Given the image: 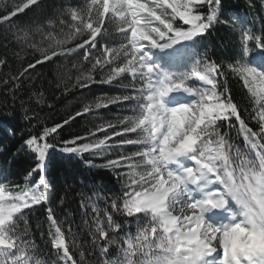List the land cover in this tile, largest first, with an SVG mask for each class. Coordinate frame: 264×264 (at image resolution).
Listing matches in <instances>:
<instances>
[{"label": "snow or ice", "instance_id": "obj_1", "mask_svg": "<svg viewBox=\"0 0 264 264\" xmlns=\"http://www.w3.org/2000/svg\"><path fill=\"white\" fill-rule=\"evenodd\" d=\"M50 8L55 19L48 16ZM222 8L223 0H86L83 7L55 8L46 0H19L0 11V27L7 25L4 39L19 47L17 60L28 50L33 57L0 78L13 95L43 75L38 66L56 71L73 56L88 67L81 71L72 63L77 74L74 80L69 76L62 94L97 83L121 89L83 103L24 141L36 159L24 184L0 179V264H57L43 258L25 211L44 202L47 236L58 261L85 264L84 252L74 251L75 239L69 241L71 226L65 228L67 221L57 216L59 205L51 206L46 173L58 147L64 154L90 153L104 160L102 167L119 170L120 193L106 197L103 209L93 205L91 221H85L97 250L95 264H264V26L242 31L225 66L198 47L215 25L228 24ZM27 12L37 19L16 24L14 18ZM112 28L118 44L98 40ZM7 64L0 58V67ZM227 75L248 94L255 129L221 82ZM33 95L39 102L41 94ZM112 105L130 115L57 143L77 117ZM117 216L134 218L135 232L124 231L128 220L122 224Z\"/></svg>", "mask_w": 264, "mask_h": 264}, {"label": "trees", "instance_id": "obj_2", "mask_svg": "<svg viewBox=\"0 0 264 264\" xmlns=\"http://www.w3.org/2000/svg\"><path fill=\"white\" fill-rule=\"evenodd\" d=\"M19 0H0V11L5 7H11ZM53 8L65 4L75 6H85L86 0H46ZM90 2V0H88ZM48 16L56 18V13L52 8L48 10ZM222 19L227 20L228 24H217L210 32L205 35L198 45L201 52L207 51L208 56L224 64L225 66L233 58L235 51L240 46V37L244 29L258 32L261 26H264V0H223L221 12ZM37 19L34 12L20 14L14 18L16 24L20 26L30 25ZM41 21L44 17L40 18ZM7 25L0 27V58H6L7 66L0 67V78H5L10 73L17 72L21 63L26 64L31 60L32 52L28 50L27 55L21 52L23 61H18L14 55L19 51L18 45L9 39H4V29ZM39 37L37 36V39ZM102 39V43L115 45L119 43L120 36L114 28L110 34ZM100 45H98L99 47ZM80 64V70H86L87 63L81 62L79 56H73L64 61V67L56 66L53 71L52 66L45 65L39 67L42 76L34 78L31 84L15 91L13 88L6 87L0 83V179H7L16 184H24V178L35 165V156L24 147V141L31 135L41 132L44 126H52L56 122H61L69 114H74L76 110L82 107L85 102L92 101L96 97L104 94H116L121 91L116 85L94 84L91 89L75 88L62 94L64 84L69 82V76L74 80L77 69L72 67V63ZM221 82L225 87L231 90L236 101L239 102L242 111V117L248 122L249 126L256 128V123L250 118L251 105L242 85L231 75L221 77ZM59 84V87L57 85ZM33 93H39L40 98ZM32 96V99H30ZM118 106L108 108L94 109L92 113L83 117H77L70 126H65L57 143L62 138H72L80 135L86 136L88 130L94 128L99 119L110 115H130L126 109ZM115 113V114H114ZM120 117V118H121ZM226 129H222L225 131ZM230 136L242 146V139L237 138L235 130L230 132ZM131 147V146H129ZM93 161L96 167L90 166L87 161ZM104 160L92 156L90 153L83 154H64L59 151V147L50 153V164L46 173V179L50 183L52 192V205L57 207V216L61 221H67L64 227L71 226L74 237L69 235V241L75 239L78 247L76 252L83 251L85 264H95L96 249L92 244V237L89 234V224L85 221H91L92 206L96 205L103 209L105 207V198L115 196L121 191V182L118 181L119 170H110L102 167ZM41 174H34L31 177L33 183H38ZM87 205V209L82 207ZM47 202L34 206L28 212V223L31 228L32 238L35 243L46 253L44 259L60 262L52 247L50 238L47 236L48 221L46 208ZM87 212V215L85 214ZM124 225V231L135 232V219L117 216ZM39 225V227H37ZM41 233H44L43 238ZM92 255H89V252ZM113 253L115 248H113Z\"/></svg>", "mask_w": 264, "mask_h": 264}, {"label": "rangeland", "instance_id": "obj_3", "mask_svg": "<svg viewBox=\"0 0 264 264\" xmlns=\"http://www.w3.org/2000/svg\"><path fill=\"white\" fill-rule=\"evenodd\" d=\"M113 106H118V105H112V107ZM117 109L119 110L121 108H117ZM110 114H111V112H106V116L105 117L103 116L102 119H99L97 125L102 124V123H105L108 120H111V121L115 122L118 118H120L122 116V114L121 115H118V116H116V115L113 116V115H110ZM97 136L102 137L103 136V133H97ZM115 154H116V150H113V152H112L111 155L114 157Z\"/></svg>", "mask_w": 264, "mask_h": 264}]
</instances>
